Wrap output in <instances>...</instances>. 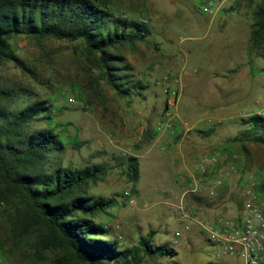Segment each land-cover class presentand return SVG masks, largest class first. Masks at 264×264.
I'll return each mask as SVG.
<instances>
[{
    "label": "rangeland",
    "instance_id": "obj_1",
    "mask_svg": "<svg viewBox=\"0 0 264 264\" xmlns=\"http://www.w3.org/2000/svg\"><path fill=\"white\" fill-rule=\"evenodd\" d=\"M91 1L123 19L147 23L151 35L145 41L112 50L125 59L120 65L128 69L124 74L145 87L143 96L126 99L117 96L103 76L98 56L88 53L83 41L16 37L10 43L19 63L0 66V86L27 95L14 98L10 109L37 101H48L52 106L55 124L33 125L36 129L55 126L64 138L65 150L58 157H50V167H108V174L91 184L88 194L117 201L116 208L97 221L112 227L113 238L122 248L136 246L141 236L155 231L153 243L173 247L178 252L176 264H246L241 257L220 255L218 248L196 227L185 230L177 210L184 189L174 187L173 183L176 175L190 176L204 157L218 152L221 167L234 168L236 172L216 197L202 198L206 206L210 201L212 212L232 214L248 183L256 181L264 185V146L247 144L243 149L228 144L227 140L240 132V119L218 123L219 115L212 109L221 102L218 91L221 84L236 83L239 91L233 99L239 107L264 110V93L259 91V85H264V75L248 71L250 65L257 73L264 69V45L253 46L251 41L255 5L247 0H233L221 17L206 20L199 6L217 0ZM191 47H195L194 52L189 51ZM229 49L234 52L231 61L227 58ZM205 53L217 61L214 64L201 61ZM181 72L195 79V87L187 89L176 106L181 119L190 124L212 120L203 123L210 126L212 136L204 137L207 142L199 158L194 156L192 146L181 148L179 143L166 146V134L155 132L165 107L167 88L177 89L180 85L172 81L166 84L165 78L180 80ZM69 97H74L75 103L69 104ZM256 101L261 105L256 106ZM192 109L196 111L193 113ZM182 153L185 159L181 158ZM129 157H138L139 161L140 179L136 186L125 175ZM5 189L6 185L0 181V193ZM261 196L264 201V190ZM10 200L0 201L3 247L0 255L6 264H35L32 246L36 236L17 238L15 215L22 205L17 198ZM177 232L182 236L175 245ZM45 256L44 264H52L55 254L47 252Z\"/></svg>",
    "mask_w": 264,
    "mask_h": 264
},
{
    "label": "trees",
    "instance_id": "obj_2",
    "mask_svg": "<svg viewBox=\"0 0 264 264\" xmlns=\"http://www.w3.org/2000/svg\"><path fill=\"white\" fill-rule=\"evenodd\" d=\"M247 1L255 5L252 45H264V0ZM150 35L147 23L118 17L91 0H0V66L19 63L10 43L16 37L83 41L87 52L98 56L106 82L122 99L142 97L145 87L124 74L128 69L120 65L125 59L112 50L143 42ZM259 72L264 75V69ZM25 95L0 86V181L6 185L0 201L19 199L22 207L17 209L14 231L18 239L36 236L35 264H44L47 252L55 254L52 264H176L178 252L168 244L155 245V231L141 236L136 246L122 248L113 238L112 227L97 221L118 204L115 199L88 194L89 186L108 174V167H50V157L65 150L64 138L55 126L33 128L38 122L55 124L48 101L10 109L14 98ZM238 125L240 132L228 144L243 149L247 144L264 146V114H253ZM125 175L136 186L140 179L137 157L128 158ZM263 190L260 183V193ZM191 200L203 205L197 196Z\"/></svg>",
    "mask_w": 264,
    "mask_h": 264
},
{
    "label": "built area",
    "instance_id": "obj_3",
    "mask_svg": "<svg viewBox=\"0 0 264 264\" xmlns=\"http://www.w3.org/2000/svg\"><path fill=\"white\" fill-rule=\"evenodd\" d=\"M231 1L233 0L208 1L202 3L199 10L213 20L221 13L225 4ZM171 81L176 85L180 83L179 79L165 78L166 84ZM179 94L178 89L167 88L165 107L155 126L157 134L176 137L178 120L181 124L188 125L174 112ZM67 101L73 104L75 98L69 97ZM255 105L260 106V102L256 101ZM235 172L234 168L225 170L221 167V155L218 152L204 157L187 179V189L177 206L178 220L187 231L196 227L218 248L220 255L241 257L246 264H264V201L259 191V182L251 181L246 185L242 198L235 203L236 210L232 214L211 213L198 208L191 201L192 196L201 197L204 193L210 198L216 197L219 189L229 184L230 176ZM125 196L128 199L129 193ZM181 236V232L175 234V245ZM0 264H6L1 255Z\"/></svg>",
    "mask_w": 264,
    "mask_h": 264
},
{
    "label": "crops",
    "instance_id": "obj_4",
    "mask_svg": "<svg viewBox=\"0 0 264 264\" xmlns=\"http://www.w3.org/2000/svg\"><path fill=\"white\" fill-rule=\"evenodd\" d=\"M228 3H226L225 6L222 8L221 13L218 15V17L219 16L221 17L223 15L224 8L228 5ZM203 16L206 18V20L209 19V17H207L206 15L203 14ZM210 46H211V48H213L212 45H208L207 47L209 48ZM229 46H230V44H229ZM194 48L195 47H191L188 49H189V51L194 52ZM200 50H201V48H200ZM202 51L204 52L205 49H203ZM169 52H172V51H169ZM229 53L227 54V58L229 61H231L232 55H234V52L232 53V51L229 49ZM215 60L217 61V59H214L213 56H209L207 53H205L201 56V61H203V62L206 61V63H209V64H214L216 62ZM248 71H249V73L252 72L254 74L260 75V73H257L256 69L252 65L249 66ZM180 76H181L180 80H179L180 85L177 87V89H179V93H180L178 102H179L181 96L183 94L187 93L186 92L187 89H190V87H195V84H194L195 79H194L193 75H191V74L188 75V74H186V72H183V73L181 72ZM234 77L235 76H232L231 78H234ZM218 91L220 92V99H221V102L217 105L218 108L203 106V107L212 108L215 110V112L219 115L218 123H221L223 121L224 122L233 121V120H236V118L237 119L239 118L240 120L245 119V118H248L249 116H251L253 114H264V110L256 111L251 106L250 107H239V105L236 104V100L233 99V97H235V95L239 91V87L236 85V83H233L230 85L227 83H222L221 88H219ZM259 91L261 93H264V85L263 84L259 85ZM156 94H157V96H159L158 93H156ZM165 100L166 99L164 98L163 99L164 104H165ZM178 102H177V105H178ZM260 105H261V102H260ZM176 106L174 107V112L177 114L179 119H181L182 118L180 116L181 113L179 111H177ZM195 111L196 110H193V113ZM182 121L187 122V121H185V119ZM211 121H212L211 119H207L203 123H206V122L210 123ZM178 122H179V124H178L177 136L171 137L170 135L166 134V136L164 138L166 146H173L175 143H179L180 144L179 146L181 148H182V145L183 146L185 145L188 147L192 146L193 147L192 152L194 153V156L198 157V158L201 157L202 154L200 152L203 150L205 142H207V140H205L206 138L204 139V137H207V135L203 134L202 131L203 132H210L209 131L210 126L207 124L204 125L203 123H196V122L195 123L193 122L194 124H190L189 122H187L188 125L185 126L184 124H181V122L179 120H178ZM115 127H116V125L114 124L113 129H115ZM155 132H156V130H155ZM198 132H201V133L199 134ZM210 133H211L210 136H212V131ZM162 135H164V134H162ZM196 136H198V138H195ZM210 136H208V137H210ZM178 138H179V140H176ZM179 146H178V148H180ZM182 154L183 155L181 158L185 159L184 153H182ZM134 156H136V155H134ZM186 169H187V167H186ZM175 177H176V181L173 183V186L178 188V189H181V190L184 189V191H182V194L180 196V198H181L187 189L188 182H186V181H187L189 176L187 175L185 177V176H177L176 175ZM199 198L208 199V196H206V194L204 193L201 197L199 196ZM208 203L209 204L207 206L205 203H203V205H198L196 203L195 204L197 205L198 208L206 209L212 213V210H214V209H212V207H211L212 205L210 204V201H208Z\"/></svg>",
    "mask_w": 264,
    "mask_h": 264
}]
</instances>
